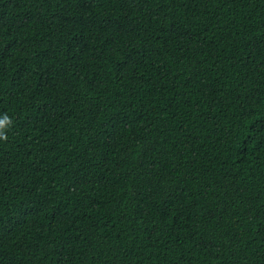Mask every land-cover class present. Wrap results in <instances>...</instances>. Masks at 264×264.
Returning <instances> with one entry per match:
<instances>
[{
    "label": "trees",
    "instance_id": "obj_1",
    "mask_svg": "<svg viewBox=\"0 0 264 264\" xmlns=\"http://www.w3.org/2000/svg\"><path fill=\"white\" fill-rule=\"evenodd\" d=\"M0 264H264V0H0Z\"/></svg>",
    "mask_w": 264,
    "mask_h": 264
},
{
    "label": "clouds",
    "instance_id": "obj_2",
    "mask_svg": "<svg viewBox=\"0 0 264 264\" xmlns=\"http://www.w3.org/2000/svg\"><path fill=\"white\" fill-rule=\"evenodd\" d=\"M7 123H9L7 116H5L3 119H0V139H7L3 132V129L5 128Z\"/></svg>",
    "mask_w": 264,
    "mask_h": 264
}]
</instances>
